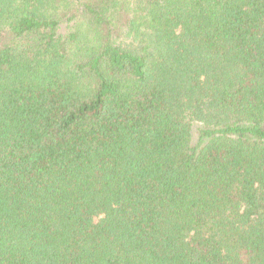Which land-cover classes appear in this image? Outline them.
Masks as SVG:
<instances>
[{
	"label": "trees",
	"instance_id": "obj_1",
	"mask_svg": "<svg viewBox=\"0 0 264 264\" xmlns=\"http://www.w3.org/2000/svg\"><path fill=\"white\" fill-rule=\"evenodd\" d=\"M0 264H264V0H0Z\"/></svg>",
	"mask_w": 264,
	"mask_h": 264
}]
</instances>
